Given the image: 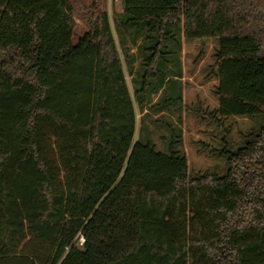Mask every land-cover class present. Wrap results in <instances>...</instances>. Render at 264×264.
<instances>
[{"label": "trees", "instance_id": "trees-1", "mask_svg": "<svg viewBox=\"0 0 264 264\" xmlns=\"http://www.w3.org/2000/svg\"><path fill=\"white\" fill-rule=\"evenodd\" d=\"M121 1L74 41L69 0H0V264H264V121L194 178L182 128L162 152L143 121L182 106L193 39L218 40L210 118L264 115V0Z\"/></svg>", "mask_w": 264, "mask_h": 264}, {"label": "rangeland", "instance_id": "rangeland-1", "mask_svg": "<svg viewBox=\"0 0 264 264\" xmlns=\"http://www.w3.org/2000/svg\"><path fill=\"white\" fill-rule=\"evenodd\" d=\"M74 9V17L77 28L74 41L86 30L82 19V9L92 4L94 0H69ZM98 11H107L110 14L122 10L121 0H95ZM118 11V12H117ZM218 46L217 39L184 40L180 53L183 69V102L182 106L170 105L168 110L156 113L150 110V114L144 117L146 129L157 150L167 152V144L162 140L168 135L167 123L180 127L183 130L182 149L186 153L189 163V175L196 177L207 171L223 176L228 168V152H236L246 142V136L253 130H258L264 121V115L258 114L250 117L232 116L221 118L216 122L210 118L209 112L215 111L218 99L215 95V87L218 78L212 72L215 63L214 53ZM140 62H136L139 67ZM127 81L133 86L132 77L127 75ZM171 96H176L171 84H167ZM159 94L155 95L154 101ZM145 112L150 109L149 105ZM138 114V126L136 135H145L142 122ZM227 151V152H226ZM31 236L27 241H32ZM46 246L39 249L45 250Z\"/></svg>", "mask_w": 264, "mask_h": 264}, {"label": "crops", "instance_id": "crops-1", "mask_svg": "<svg viewBox=\"0 0 264 264\" xmlns=\"http://www.w3.org/2000/svg\"><path fill=\"white\" fill-rule=\"evenodd\" d=\"M118 12V11H117ZM123 12V9L122 10H120L118 13H122ZM128 42H129V44H130V41L128 40ZM132 48H131V52L132 53H136V51H137V48H136V46H131ZM182 83H183V86H184V84H185V81L183 80V78H182Z\"/></svg>", "mask_w": 264, "mask_h": 264}, {"label": "built area", "instance_id": "built-area-1", "mask_svg": "<svg viewBox=\"0 0 264 264\" xmlns=\"http://www.w3.org/2000/svg\"><path fill=\"white\" fill-rule=\"evenodd\" d=\"M83 243V239L81 240V244Z\"/></svg>", "mask_w": 264, "mask_h": 264}]
</instances>
